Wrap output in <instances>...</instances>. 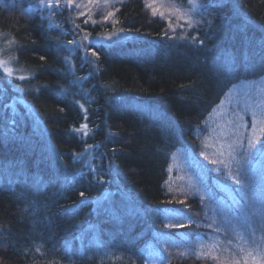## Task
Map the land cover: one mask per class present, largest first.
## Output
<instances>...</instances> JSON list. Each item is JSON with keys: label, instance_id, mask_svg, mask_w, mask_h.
Segmentation results:
<instances>
[{"label": "trees", "instance_id": "obj_1", "mask_svg": "<svg viewBox=\"0 0 264 264\" xmlns=\"http://www.w3.org/2000/svg\"><path fill=\"white\" fill-rule=\"evenodd\" d=\"M8 1L0 0V34L29 75L22 97L45 130L22 109L10 117L1 109L9 99L0 100V264H149L176 207L172 154L197 148L231 86L264 78V0H198L194 24L175 31L140 0L121 3V40L93 46L94 68L79 70L88 100L72 86L54 32ZM80 102L92 130L84 139ZM91 144L83 169L75 156ZM194 199L186 203L196 208L175 209L192 218L189 236L202 232ZM193 257L166 264L210 261Z\"/></svg>", "mask_w": 264, "mask_h": 264}, {"label": "rangeland", "instance_id": "obj_2", "mask_svg": "<svg viewBox=\"0 0 264 264\" xmlns=\"http://www.w3.org/2000/svg\"><path fill=\"white\" fill-rule=\"evenodd\" d=\"M125 1L128 0H73V6L69 8L64 0H60V7L55 6L53 0V7L49 8L48 0H44L43 7L39 6L41 0H9L7 7H14L28 19L38 16L54 32L56 42L65 54L72 86L86 97L88 91L82 88L79 70L85 64L86 69L94 68L93 46L121 40L122 35L116 31V10ZM140 1L152 16L162 19L169 30L175 31L181 27L189 29L195 22L197 9L192 10L189 0L188 5L180 3V0ZM77 3L81 7L76 8ZM172 3L180 6L179 12L170 7ZM149 4L152 7L146 6ZM154 8L157 9L156 15H153ZM109 12L114 15L105 20ZM184 12L188 15L181 18ZM95 30L98 32L92 34ZM11 49L10 40L0 34V60L7 61L6 66L13 69L11 78L0 69V100H4L5 96L9 99L3 101L1 109L8 110L10 117L18 116V109H22L30 116L34 128L44 133L41 122L22 97L25 88L22 84L29 75L15 67ZM20 76L25 79H19ZM79 106L84 117L76 132L84 139L91 135L92 130L86 122V105L80 102ZM261 120H264V78L239 82L226 91L208 116L204 129L206 134L200 137L197 148L178 149L172 154L170 191L176 195V207L173 205L174 209L171 207L168 213L175 211V218L167 215L166 227L159 237L154 236L158 245H152L153 256L149 264H166L167 260L174 257L181 258L185 252L193 253L194 261L210 260L208 264H245V258L248 264H253V257L257 264H264V218L256 211L260 202L264 201V154L257 152L246 163L243 151L247 148L248 140L253 137L258 140L257 148H261V142H264V131L261 130L264 129V123ZM81 125H87V128H81ZM229 145L236 149L234 153L230 151ZM238 145H242V148ZM97 147L88 145L80 155L75 156L83 169L92 167L93 152ZM214 160L223 163L214 164ZM229 168L232 176L229 175ZM235 175H239L248 187L242 189L233 179ZM208 178L215 189L208 185ZM188 196L196 198V206L202 213L201 219L197 221L202 232L192 236L183 232L193 222L192 218H182V214L175 210L196 208L193 201H190L192 204L186 203Z\"/></svg>", "mask_w": 264, "mask_h": 264}, {"label": "snow or ice", "instance_id": "obj_3", "mask_svg": "<svg viewBox=\"0 0 264 264\" xmlns=\"http://www.w3.org/2000/svg\"><path fill=\"white\" fill-rule=\"evenodd\" d=\"M64 3H65L66 6H68L69 8H71V7L73 6V0H64ZM189 3L192 5V10H195V9H197V8H199V7H204V5H202V4H198V3H197V0H189ZM39 6H40V7H43V6H44V0H41V3H40ZM47 6H48L49 8L53 7V0H48V4H47ZM55 6H57V7H60V6H61V4H60V0H55ZM97 6H99V5H97ZM146 6H147V7H152V5H150V4H149V5H146ZM75 7H76V8H79V7H81V5L77 3V4H75ZM170 7H171L172 9H174L176 12H179V11H180V6L177 5V4H175V3H172V4L170 5ZM156 13H157V9L154 8V9H153V15H156ZM81 15H83V13H81ZM112 15H114V13L109 12V13L107 14V16L104 17V19L107 20L108 17H111ZM160 15L163 16L164 13L161 12ZM187 15H188L187 12L181 13V18H182L183 16H187ZM94 23H95V21H94ZM85 39H87V37H85ZM69 43H71V41H70ZM92 55H95V52H93ZM42 59H43V58H42ZM6 64H7V61L0 60V69H2L3 72H4L9 78H11L12 75H13V69H12L11 67H7ZM18 78H19V79H25L24 76H20V77H18ZM241 119H242V118H241ZM261 123H264V120H261ZM253 127H255V122L253 123ZM81 128H87V125H81ZM261 130L264 131V129H261ZM77 131H79V129H77ZM257 142H258L257 138L253 137V138H251V139L248 140L247 148H246V149H243V151H244V153H245V155H244V159H245V162H246V163H247V162H250V159H251L252 157H254L255 154H256L257 152H261V154H264V151H262V150H264V142H261V148H257ZM238 147H241V148H242V145H238ZM229 148H230V151L233 152V153L236 151V149H235L232 145H229ZM212 163L215 164V163H223V162H222V161H221V162H218V161H215V160H214V161H212ZM225 167H228V166L225 165ZM229 175H230V176L233 175L232 172H231V169H230V168H229ZM233 179L236 181V183H238V184L241 185V188H242V189L248 187V185H246V184L244 183V181L241 179V177H240L239 175H235V176H233ZM81 196H83V193H81ZM201 199H203V197H201ZM256 211L258 212V214H259L262 218H264V201H261V202H260V207H259V209H257ZM169 215H170L171 218L174 219V218H175V211L169 213ZM179 226L182 227L183 225H179ZM249 227H251V226H249ZM262 239H264V237H262ZM182 255H183V253H182ZM249 255H251V253H250ZM252 259H253V264H257V262H256V258L253 257ZM245 264H248V260H247V258H245Z\"/></svg>", "mask_w": 264, "mask_h": 264}]
</instances>
